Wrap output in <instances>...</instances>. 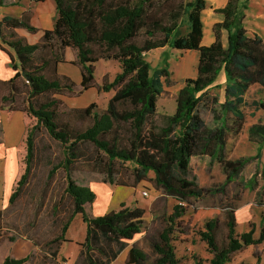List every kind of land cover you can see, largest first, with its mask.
<instances>
[{"label":"trees","instance_id":"1","mask_svg":"<svg viewBox=\"0 0 264 264\" xmlns=\"http://www.w3.org/2000/svg\"><path fill=\"white\" fill-rule=\"evenodd\" d=\"M53 1L57 11L53 27L42 30V38L35 44H30L16 33L17 29H24L30 34L39 31L26 15L0 19V36L14 51V55L9 53V56L13 69L17 71L9 81L10 95L4 96L2 102H11L6 111L9 121L15 112L22 111L26 122L23 137L26 155L23 160L20 159L10 205L16 203L29 181L36 156L35 133L39 127H44L66 150L63 162L52 169L49 177H53L57 168L63 167L67 175L66 192L73 200L71 215L64 223L61 234L51 244L65 241L73 218L80 214L87 227L81 244L86 264H111L125 249L126 242L142 232L145 210L138 202L130 206L123 203L119 209L96 217L92 213L95 193L91 187L78 185L71 178V167L81 157L80 145L89 143L101 152V155L89 159L92 171L112 178L118 173L116 167L119 164L122 170L133 175V182L125 184L132 188L150 180L152 172L154 187L176 201L153 245L156 259L152 264H183L177 257L174 242L178 233L185 234L183 219L188 206L206 194L205 189L188 178L192 157L206 155L219 162L227 173L228 182H232L251 160L228 159L229 127L223 123L220 128L212 129L198 113L200 105L207 99L219 102L217 96L209 95L212 88L222 87L215 85L222 70L226 81L221 105L237 118L239 127L244 120L239 108L246 104L249 89L259 85L264 91V39L257 34L249 35L243 25L249 0H227V5L218 10L224 15V20L215 25L216 40L210 46L201 45V13L206 7L205 0ZM1 6H5V0H0ZM182 17H185L188 27L184 35L180 34L178 22ZM4 29L9 30L8 37L4 35ZM223 30L228 31L227 48L221 40ZM142 31L144 38L138 42ZM166 46L180 52L197 50L200 58L196 78L185 80L177 93L174 114L158 128L149 125V121L157 113L158 98L165 92V85L173 86L175 83L168 59L163 66L154 68L147 56ZM57 47L62 51L66 48L76 50L75 64L82 74L79 83L58 72V65L65 61L53 55ZM100 59L117 60L121 71L112 81L97 85L95 63ZM51 65L54 72L50 76L47 70ZM96 86L99 91L114 92L101 114L93 112L95 103L80 109L70 108L60 99L35 104L38 97L47 94L77 95ZM253 105L264 111V99ZM61 108L75 113L80 119L92 118V124L82 131L74 129L68 122L60 121ZM29 117L36 120V125L30 126ZM126 128L131 132L129 139L122 133ZM249 136L259 144L258 155H261L264 124L252 125ZM128 162L132 164L130 169L124 167ZM224 225L226 233L222 241L217 236V219L207 221L201 233L212 254L211 264H230L246 248L264 244V218L258 238L253 236L255 231L237 232L235 208L226 210ZM96 252L99 254L97 257L94 256ZM254 256L257 260L254 264H260L261 258L256 254ZM30 259L31 255L20 259L6 257L2 264H24ZM146 261L145 254L137 247L129 249L128 264H147ZM195 264L203 262L196 258Z\"/></svg>","mask_w":264,"mask_h":264},{"label":"rangeland","instance_id":"2","mask_svg":"<svg viewBox=\"0 0 264 264\" xmlns=\"http://www.w3.org/2000/svg\"><path fill=\"white\" fill-rule=\"evenodd\" d=\"M188 1L191 0H184V2ZM5 3V9L2 10L4 14L14 17L26 15L30 23L39 29H43L45 26L52 28L57 17L56 4L53 0H5ZM44 13H47L48 16L46 17ZM178 22L180 34H186L188 27L185 17L179 19ZM22 31L24 30L17 29L16 33L20 35ZM3 32L8 37L9 30L4 29ZM0 38V47L7 46L3 42V38L1 36ZM143 38L144 31L141 32L138 42H141ZM53 53L58 59L65 61L62 62V68L66 64L69 66L72 62H77L76 50L73 48H66L62 51L57 47ZM183 56L184 52L169 46L156 49L147 56L154 68L163 66L165 59H168L170 70L173 73L172 80L175 83L173 86L165 85V92L158 98L157 113L150 119L149 125L160 128L166 124L167 118L175 112L177 93L179 87L185 82V79L179 75ZM72 58L73 60H71ZM120 71L121 66L117 60L100 59L95 63L97 85L112 81ZM53 72L54 67L51 65L47 74L51 76ZM215 85H222V87L212 88L209 96H217L219 102L213 103L207 99L200 105L198 113L207 126L212 129L220 128L223 123L229 127L228 159L250 158L251 160L232 182H228L227 173L219 162L206 155L192 157L188 178L205 189L206 194L188 206V211L183 219L185 234L178 233L174 242L177 257L183 264H195L196 258L201 259L203 264H211L212 254L206 242L202 240L201 233L204 231V225L207 221L217 219L219 221L217 236L222 241L226 233L224 221L225 212L228 208H235L236 230L239 234L255 231L253 236L258 238L263 226L264 146L261 155H258L259 144L250 139L249 128L255 124H264V111L255 108L253 105L264 99V91L259 85L249 89L245 97L246 104L239 108L244 114L242 127H239L237 118L221 105L224 101V82L216 80ZM0 94L10 95V92L7 94L1 88ZM113 94V91L108 93L99 91L96 86L77 95L47 94L38 97L35 104L39 105L50 99H60L70 108L80 109L95 103L96 107L93 112L101 114L106 110ZM10 103L6 102L1 108H9ZM60 112V121L68 122L74 129L82 131L92 124V118L80 119L75 113L66 112L63 108ZM28 121L30 126L36 125L34 118L29 117ZM7 124V118L2 120L0 110V156L3 153L2 148L4 146L7 148L5 141ZM22 125V136L18 138L14 150L11 152L13 159H8V150L4 148V158L8 160L1 165L2 172L0 171V177L2 176L0 178V264L6 257L20 259L28 255H31V259L24 264H86L87 260L83 257L84 254H81V244L85 240L87 227L80 214L73 218L65 235V241L51 244V241L61 234L64 223L70 217L73 200L66 192L67 175L63 167L57 168L53 177H49L52 169L63 162L66 150L60 142L48 134L44 127H39L35 133L36 156L32 164L29 181L16 203L10 205L12 186L19 173L20 159L23 160L26 155V145L23 143L26 127L25 118L22 119ZM20 126V120L14 119L7 127L9 137L13 139L18 137ZM122 133L128 139L131 136V132L127 128ZM80 153L81 157L75 160L71 167L70 176L78 185L89 186L91 189L98 187V190L102 192L101 197L96 202V210L98 207H106L111 204L110 199L106 196L115 198L114 203L119 201L118 205L112 208L108 207L106 213L96 214L95 210L92 209V212L89 207L90 213L92 212L96 217L103 216L110 210L118 209L120 202L128 204L132 200H137L138 205L145 210L142 232L136 235L133 240L126 242L125 249L119 254L120 257L111 264H128L127 253L132 246L137 247L145 254L147 264H152L156 259L153 245L165 227L167 215L173 212L176 201L154 187L152 183L154 174L152 172L149 174L150 180L142 181L134 191L132 187L125 186V184L133 182V175L125 169L122 170V166L119 164L116 167L118 173L114 174L112 178L91 170L92 162L89 159L101 155V152L92 144H81ZM124 167L130 169L132 164L128 162L124 164ZM106 184H111L114 188L122 189L126 193L113 192L108 195L103 188ZM92 191L96 195L95 190L92 189ZM144 191L148 192L147 196L143 195ZM94 203L93 205H95ZM114 249L117 251L116 246ZM255 254L261 258L260 264H264V244L246 248L238 253L230 264L241 262L254 264L257 261ZM94 256L97 257L99 254L96 252Z\"/></svg>","mask_w":264,"mask_h":264},{"label":"crops","instance_id":"3","mask_svg":"<svg viewBox=\"0 0 264 264\" xmlns=\"http://www.w3.org/2000/svg\"><path fill=\"white\" fill-rule=\"evenodd\" d=\"M205 1H206V7L201 13V19H202V23H203V38H202L201 45L210 46L216 40L215 33H214L215 25L223 22V20H224V15L222 13H219L218 10L224 8L227 5V0H205ZM3 9H5V6L0 7V19L3 18L4 16H10L8 14H4V12L2 11ZM44 14L46 15V17L48 16L47 13H44ZM245 14L246 15H245V19L243 21V25L246 28V30L248 31V34L249 35L257 34L261 38L264 39V0H249L248 1V9L245 11ZM34 27H36V26H34ZM36 28L39 29V27H36ZM45 29H51V27L45 26V27H43V29L40 28L36 34H30L26 30L23 29L24 31H22V33H20V36L25 37L30 44H35V43L40 41V39L42 38V35H43L42 30H45ZM221 40H222L223 46L225 48H227L228 47V31L227 30L222 31ZM9 53L11 55H14V51L11 48H9L5 45H3V47H0V89L1 88L4 89V91L7 94L10 92L9 81L15 76V74L17 72L12 67L13 62L10 59ZM199 58H200L199 51H197V50L185 51L179 75L182 78H184L185 80L188 78H196L197 68H198V64H199ZM71 60H73V58ZM59 65H61L60 67L58 66V72L60 74L69 76L70 78H72L77 83H79L81 81V79H82L81 70H80V67L75 64V62L74 63L72 62L71 64H69V66L66 64V66L64 68H62V63H60ZM185 70H186V72H185ZM217 80H220V82L225 83L226 75H225L224 70H222L220 72ZM184 84H185V82H184ZM184 84L182 83V85L179 87V90L184 86ZM4 96H7V95L6 94H0V110H1V114H2V120H6V118H7L8 124L5 127V130H6L5 141L7 144V148L5 146L3 148L1 147L3 150L2 156H0V171L1 172H2L1 165L6 160H8L9 158H12L11 152H12V150H14V148L17 144L18 138L22 136V127H23L22 119H24L23 112L17 111L13 114L11 120L10 121L8 120V114L6 112L8 110V108H6V109L1 108V106L3 105L2 98ZM16 118H18L20 120V125H21L20 126V133L18 134V137L13 139L12 137H9L8 132H7V127ZM25 130H26V127H25ZM24 134H23V136H24ZM4 148L6 150H8V159L4 158ZM2 175H3V173H2ZM13 180H14V178H13ZM13 180H12V182H13ZM13 184H14V182H13ZM11 186H12V183H11ZM103 188H104V191H106L108 193V195H110L113 192H115V193L121 192L122 194L126 193L122 189L114 188L111 184H106V186H104ZM10 189H11V187L9 188V190ZM92 189H94L96 192V199H95V203H94L95 205H93V210H95L96 214H103L104 212L106 213V210L108 209V207L112 208L113 206L118 205V202H119L118 200L116 203H114L115 198L112 199V198H109L108 196H106L108 199H110L111 204L106 206V207H103V206L98 207L96 210V207H97L96 202L101 197L102 192H100L98 190V187H96V188L93 187ZM132 190L135 191V188H132ZM131 194L133 195V193H131ZM115 197H116V195H115ZM135 201L138 202L137 200H132L128 204H126L125 202H120L119 204L121 206L124 203V204H126V206H130ZM120 206H119V208H120ZM113 210H117V209H113ZM110 211H112V210H110ZM119 257L120 256H118V258ZM115 261H113V262H115Z\"/></svg>","mask_w":264,"mask_h":264},{"label":"built area","instance_id":"4","mask_svg":"<svg viewBox=\"0 0 264 264\" xmlns=\"http://www.w3.org/2000/svg\"><path fill=\"white\" fill-rule=\"evenodd\" d=\"M0 45H1V38H0ZM143 195H144V196H147V195H148V192H147V191H144V192H143Z\"/></svg>","mask_w":264,"mask_h":264}]
</instances>
